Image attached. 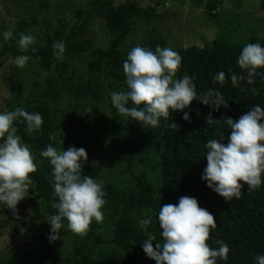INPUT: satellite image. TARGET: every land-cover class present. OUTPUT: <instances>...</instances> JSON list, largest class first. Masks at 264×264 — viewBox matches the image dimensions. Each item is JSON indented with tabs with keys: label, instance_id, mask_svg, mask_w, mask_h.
<instances>
[{
	"label": "trees",
	"instance_id": "trees-1",
	"mask_svg": "<svg viewBox=\"0 0 264 264\" xmlns=\"http://www.w3.org/2000/svg\"><path fill=\"white\" fill-rule=\"evenodd\" d=\"M32 0H13L17 6L25 7ZM200 4L202 0H195ZM39 13L47 10V5L42 0H37ZM220 0H207L205 3L206 17L210 21L214 15L210 11L216 9ZM82 9H76L75 14L81 15ZM162 14L158 13L156 7H139L131 0H124L115 7H108L105 14V25L109 31V42L106 48L93 44L90 40H81L78 34V27L70 25L64 18H57L54 22L45 23L44 35L40 42L29 46L28 50L21 51L18 47V40L21 33L26 34L30 26L37 23L36 15L33 14L29 20L20 18L11 31L13 36L5 41L0 35V66L7 57L27 55L35 60L41 69H50L55 60L53 43L63 41L66 51L63 57L71 54L88 53L89 60L86 70L90 74L98 75L106 80L107 89L112 90L114 85H120L122 91H127L126 77L123 72V62L127 59L130 50H123L122 43L127 35L136 28L137 22L152 24L161 19ZM247 43H259L264 47V41L257 37H251L247 42L229 44L223 38H215L205 42L202 46H188L177 49L176 52L182 57L181 65L177 70L176 79L184 75L194 77L197 93L207 92L209 89L218 90L227 102V107L221 106L215 110V106L204 105L193 100L189 108L182 112H171L167 120L161 118L159 126L149 128L141 135V147L144 153L152 144L161 143L159 152L160 179L157 184L146 179L142 174L135 176V189L121 190L112 184H105L104 191L106 204L102 209H109V217L114 222L113 236L109 240L112 246L107 253L96 256V246L103 243L96 230L99 228L94 220L83 238H78L69 230L71 242V253L61 259L53 252L57 239L50 241L51 231L47 227L48 218L56 214L57 210L52 204L58 202L53 196L52 166L47 158L42 160L36 171L30 173L32 185H30L29 201L35 208L36 219L28 224L30 243H37L40 254L52 255V260H45L41 264H156L155 260L149 258L143 251L142 245L147 234L155 236L153 247L156 243H163L160 235L161 229L156 217L161 206L178 203L180 197H194L198 205L206 209L214 216L216 228L210 230L207 241L210 248H217L216 240H222L229 246L228 260L226 264H255L257 255H264V174L262 184L259 188L249 191L243 181L241 197L226 201L219 194L212 191L205 181L201 179L203 170L207 165L205 144L208 140L217 139L223 135L227 144L231 129L223 124L225 117L234 121L247 113L252 107L259 105L264 108V67L258 68L254 82H247V71L242 70L236 63L242 49ZM166 44L163 37L148 35L144 37L140 47L147 48L153 52L157 46L161 48ZM65 70V66L60 69ZM225 73V83L221 85L214 82L213 77L218 72ZM235 73L244 77L233 86L231 75ZM11 83L12 79L8 80ZM73 94L82 99L97 98L100 93V86L97 82L86 80L76 84ZM107 106L114 108L111 98ZM131 107V103L128 105ZM29 113H39L42 116L43 124L41 129L33 131L29 135L26 125L19 120L14 121L17 128V135L21 136L22 142L34 151L41 153L42 150L51 144L57 150L58 145L56 133L72 126V121L57 119L52 115L45 102L38 100L24 108ZM115 109V108H114ZM188 112L190 122L185 121L183 113ZM220 122L211 125L207 124L209 116ZM130 128H134L136 121L128 117ZM176 127H170V123ZM49 136H54L50 140ZM264 143V142H261ZM116 147L123 154L126 166L131 169L132 162L140 155L129 141L118 140ZM82 176L87 175L95 180L100 178L101 169L97 165H82ZM43 206L44 212L38 214L39 207ZM151 217V224L147 228H141L139 220ZM44 217L46 222H40ZM67 221V220H63ZM62 221V222H63ZM50 225V224H49ZM36 260V258H34ZM44 260V259H43ZM217 264H225L217 259Z\"/></svg>",
	"mask_w": 264,
	"mask_h": 264
},
{
	"label": "clouds",
	"instance_id": "clouds-1",
	"mask_svg": "<svg viewBox=\"0 0 264 264\" xmlns=\"http://www.w3.org/2000/svg\"><path fill=\"white\" fill-rule=\"evenodd\" d=\"M5 41L12 38L13 33L5 31ZM35 43V37L21 33L18 47L27 51ZM54 55L58 60L66 51L63 41L53 43ZM27 55L15 58V65L23 68L28 60ZM182 57L171 48L157 46L155 52L140 46L133 47L123 62L127 91L111 93L112 106L120 115L128 116L141 123L145 128L159 126L161 118L167 120L171 112H182L189 108L193 100L204 105L227 107V102L218 90L209 89L197 93L194 77L184 75L176 79L177 70ZM236 63L247 71V82H254L257 69L264 67V47L259 43H247L243 47ZM244 77L233 73L231 82L238 86ZM214 82L225 83V73L218 72ZM131 103V107H129ZM207 124L220 122L210 114ZM185 121L190 122L188 112L183 113ZM19 120L26 125L29 135L41 129L42 116L29 113L22 107L10 112H0V207L12 210L19 218L17 205L29 195L30 173L36 171V164L29 147L17 135L14 121ZM221 123V122H220ZM223 124L231 129L227 144L219 140H208L205 144L207 165L201 179L207 187L219 194L226 201L241 197L240 181L247 184L248 190L259 188L264 174V108L256 105L246 114L234 121L225 117ZM175 128L176 124L170 123ZM54 140V136H49ZM40 155L47 158L52 166L53 196L58 202L52 204L57 210L47 222L51 225L50 241L60 238L62 221L67 220V228L74 234L84 236L94 220L100 224L104 220L102 212L106 204L102 181H97L81 173L82 165L87 162L88 155L84 148L70 146L57 150L51 144L42 150ZM161 229L163 243H156L155 236L147 234L142 245L146 255L156 264H217V259L228 260L229 246L222 240H216L217 248H210L207 241L210 230L216 228L214 216L198 205L194 197H180L175 205L161 206L156 217ZM150 216L139 220L141 228L151 224ZM255 264H264V255H257Z\"/></svg>",
	"mask_w": 264,
	"mask_h": 264
},
{
	"label": "rangeland",
	"instance_id": "rangeland-1",
	"mask_svg": "<svg viewBox=\"0 0 264 264\" xmlns=\"http://www.w3.org/2000/svg\"><path fill=\"white\" fill-rule=\"evenodd\" d=\"M47 10L39 13L37 0L25 7L17 6L13 0H0V35L12 31L20 18L29 20L35 14L37 23L30 26L26 34L40 42L47 21L54 22L64 18L70 25L78 27L81 40H90L101 48L109 42V31L105 25L104 14L108 7H115L124 0H42ZM139 7H156L163 17L148 25L137 22L136 28L122 43L123 50L140 46L144 37L153 35L163 37V48L176 51L188 46H202L215 38H223L229 44L247 42L251 37L264 41V0H220L218 7L211 12L215 17L210 21L206 17L205 3L195 0H131ZM82 9L81 15L75 10ZM16 57H7L0 66V112H10L17 107L26 108L38 100L46 103L52 115L57 119L72 121V126L56 133L60 149L70 146L84 148L88 160L84 165L100 167L103 185L112 184L118 189H135V176H143L154 184L160 179L159 152L161 143L152 144L148 153L141 147V135L149 128L136 122L130 128L127 116L120 115L114 108L107 106L113 91L122 92L120 85L107 89L106 80L86 70L88 53L71 54L58 60L55 57L50 69H41L35 60L29 59L23 68L14 63ZM65 70L61 72V68ZM12 79L11 83L8 80ZM92 80L100 86L97 98L82 99L73 94V88L80 82ZM129 141L140 155L129 169L123 154L116 147V141ZM29 147V146H28ZM34 163L38 166L42 160L40 153L31 149ZM28 195L17 205L18 216L11 209L0 207V264H41L52 260L51 256L41 254L37 243H30L28 224L36 219L35 208ZM39 207L38 214L44 211ZM104 220L96 230L103 243L96 246V256L111 249L109 240L113 236L114 222L109 217V209H102ZM40 222H46L40 217ZM60 238L53 252L63 259L71 253V242L67 221L62 222ZM51 231V225L47 224ZM78 238L83 236L78 235ZM36 258V260H34ZM44 259V260H43Z\"/></svg>",
	"mask_w": 264,
	"mask_h": 264
}]
</instances>
